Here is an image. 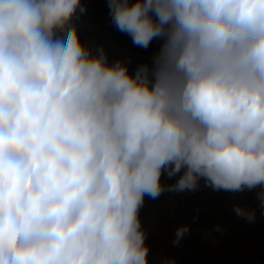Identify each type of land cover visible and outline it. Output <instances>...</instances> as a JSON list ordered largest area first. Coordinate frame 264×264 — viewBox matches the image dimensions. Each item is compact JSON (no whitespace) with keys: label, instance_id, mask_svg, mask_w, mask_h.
I'll return each mask as SVG.
<instances>
[{"label":"clouds","instance_id":"9594fccd","mask_svg":"<svg viewBox=\"0 0 264 264\" xmlns=\"http://www.w3.org/2000/svg\"><path fill=\"white\" fill-rule=\"evenodd\" d=\"M107 2L151 67L82 43L80 0H0V264H148L165 172L264 207V0Z\"/></svg>","mask_w":264,"mask_h":264},{"label":"rangeland","instance_id":"374dc122","mask_svg":"<svg viewBox=\"0 0 264 264\" xmlns=\"http://www.w3.org/2000/svg\"><path fill=\"white\" fill-rule=\"evenodd\" d=\"M80 7L84 11L77 10L72 25L88 48L95 52L103 46L108 62H125L130 73L142 64L152 66L162 40L154 39L147 49L134 45L131 37L114 25L107 0H80ZM182 173L172 178L163 173L165 190L155 199L144 198L139 215L149 246L148 264H166L168 260L176 264H209L215 260L217 264L216 260L226 255L239 263L264 264V207L258 197L261 189L214 190L201 179L195 190H167ZM235 206L254 211V221L237 215ZM184 225L189 231L174 244L177 228Z\"/></svg>","mask_w":264,"mask_h":264},{"label":"bare ground","instance_id":"6f19581e","mask_svg":"<svg viewBox=\"0 0 264 264\" xmlns=\"http://www.w3.org/2000/svg\"><path fill=\"white\" fill-rule=\"evenodd\" d=\"M213 260V259H212ZM216 261H218V263L217 264H252V263H239V262H236L233 258H232V256L231 257H229V255H226L225 257H223V258H221V259H219V260H216ZM212 264V263H214L215 264V260H214V262L212 261H210L209 262V264ZM208 264V263H207Z\"/></svg>","mask_w":264,"mask_h":264}]
</instances>
